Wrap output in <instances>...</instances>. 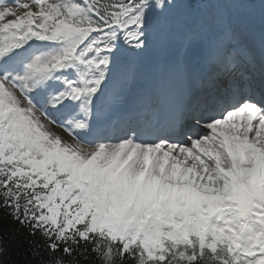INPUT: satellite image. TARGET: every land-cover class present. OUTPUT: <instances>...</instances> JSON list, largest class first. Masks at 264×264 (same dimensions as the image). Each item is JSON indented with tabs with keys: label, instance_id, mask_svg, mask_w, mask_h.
Segmentation results:
<instances>
[{
	"label": "snow or ice",
	"instance_id": "1",
	"mask_svg": "<svg viewBox=\"0 0 264 264\" xmlns=\"http://www.w3.org/2000/svg\"><path fill=\"white\" fill-rule=\"evenodd\" d=\"M181 7L0 0V264H264V11Z\"/></svg>",
	"mask_w": 264,
	"mask_h": 264
},
{
	"label": "trees",
	"instance_id": "2",
	"mask_svg": "<svg viewBox=\"0 0 264 264\" xmlns=\"http://www.w3.org/2000/svg\"><path fill=\"white\" fill-rule=\"evenodd\" d=\"M17 227L18 225L11 224L7 220H5L3 223V230L5 234L8 233L9 229H16ZM21 233V235H18L14 240L11 241H9L6 237L5 247L7 248V253L3 257V264H41L42 261L49 259V256L46 252H42L41 255L33 257L31 251L29 250L27 241L30 239L39 240V236L34 238L29 237L27 232L22 229ZM65 259L69 260V258ZM79 264H93V261L80 258Z\"/></svg>",
	"mask_w": 264,
	"mask_h": 264
},
{
	"label": "rangeland",
	"instance_id": "3",
	"mask_svg": "<svg viewBox=\"0 0 264 264\" xmlns=\"http://www.w3.org/2000/svg\"><path fill=\"white\" fill-rule=\"evenodd\" d=\"M177 1H178V3H180L182 5V7L177 9L175 11L176 12L175 14H178L181 11L179 17H181V16L186 17V15L189 14L191 9L184 7V5H188L187 2H185V0H177ZM256 2L257 1H255L252 4H248L249 7L251 8L250 12L248 14V19H249V22L253 24L252 26L258 25V24L261 25V14H262V11H264V5L258 4ZM236 15H239V14L237 13ZM258 20H260V23Z\"/></svg>",
	"mask_w": 264,
	"mask_h": 264
},
{
	"label": "bare ground",
	"instance_id": "4",
	"mask_svg": "<svg viewBox=\"0 0 264 264\" xmlns=\"http://www.w3.org/2000/svg\"><path fill=\"white\" fill-rule=\"evenodd\" d=\"M177 2H178V1H177ZM180 12H181V11H180ZM183 13H184V12H183ZM186 16H187V15H186ZM258 21H259V23H260V20H258ZM251 26H252V25H251ZM257 26H261V27H262V25H259V24H258Z\"/></svg>",
	"mask_w": 264,
	"mask_h": 264
}]
</instances>
